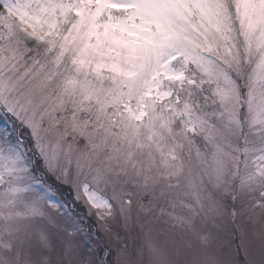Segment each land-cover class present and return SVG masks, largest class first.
I'll return each instance as SVG.
<instances>
[{
    "label": "snow or ice",
    "instance_id": "6c2138e0",
    "mask_svg": "<svg viewBox=\"0 0 264 264\" xmlns=\"http://www.w3.org/2000/svg\"><path fill=\"white\" fill-rule=\"evenodd\" d=\"M0 264H264V0H0Z\"/></svg>",
    "mask_w": 264,
    "mask_h": 264
}]
</instances>
